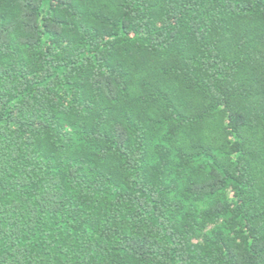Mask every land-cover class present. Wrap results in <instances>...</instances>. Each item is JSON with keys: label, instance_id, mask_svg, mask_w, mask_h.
Instances as JSON below:
<instances>
[{"label": "trees", "instance_id": "16d2710c", "mask_svg": "<svg viewBox=\"0 0 264 264\" xmlns=\"http://www.w3.org/2000/svg\"><path fill=\"white\" fill-rule=\"evenodd\" d=\"M0 264H264V0H0Z\"/></svg>", "mask_w": 264, "mask_h": 264}]
</instances>
